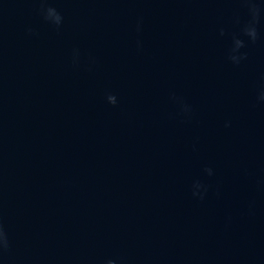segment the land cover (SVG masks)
<instances>
[{
	"label": "water",
	"instance_id": "1",
	"mask_svg": "<svg viewBox=\"0 0 264 264\" xmlns=\"http://www.w3.org/2000/svg\"><path fill=\"white\" fill-rule=\"evenodd\" d=\"M248 2L0 0V264H264Z\"/></svg>",
	"mask_w": 264,
	"mask_h": 264
},
{
	"label": "clouds",
	"instance_id": "2",
	"mask_svg": "<svg viewBox=\"0 0 264 264\" xmlns=\"http://www.w3.org/2000/svg\"><path fill=\"white\" fill-rule=\"evenodd\" d=\"M264 2V0H262ZM248 10H249V15H250V20L242 27L241 29V34L251 42H255L258 38V33H257V28L256 24L258 22V17H259V6L256 3H252L251 0L248 2ZM44 20L48 22L51 25H54L56 27H59L62 22V17L61 15L56 11L54 7H47L44 12ZM140 27V21L137 22V31H139ZM234 45L235 47L232 49V51L235 53L238 49L244 47V42L240 39H235L234 40ZM137 46L139 47V42H137ZM74 54V58H75ZM229 59L233 64H238L242 59H244L243 54L237 55H231L229 56ZM106 102L109 105L115 106L117 103V98L115 95L108 94L106 96ZM257 100L259 102H264V89H262L257 97ZM190 108L187 105H184L181 103V112H183L185 115H187L190 112ZM225 127H227V124H225ZM203 172L207 176H212L213 171L211 168H204ZM207 192V186L202 184L199 180L195 181L191 185V194L194 198L196 199H203L205 196V193ZM8 247V241L6 234L2 228H0V250L7 249ZM105 264H116V262L112 259H108Z\"/></svg>",
	"mask_w": 264,
	"mask_h": 264
}]
</instances>
